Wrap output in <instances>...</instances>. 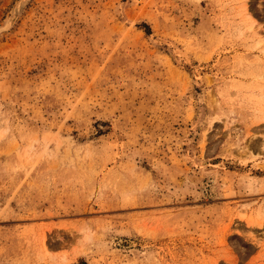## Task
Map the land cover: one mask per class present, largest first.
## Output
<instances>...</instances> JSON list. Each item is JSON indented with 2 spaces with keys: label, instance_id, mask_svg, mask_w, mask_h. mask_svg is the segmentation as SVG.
<instances>
[{
  "label": "rangeland",
  "instance_id": "obj_1",
  "mask_svg": "<svg viewBox=\"0 0 264 264\" xmlns=\"http://www.w3.org/2000/svg\"><path fill=\"white\" fill-rule=\"evenodd\" d=\"M0 264H264V0H0Z\"/></svg>",
  "mask_w": 264,
  "mask_h": 264
},
{
  "label": "bare ground",
  "instance_id": "obj_2",
  "mask_svg": "<svg viewBox=\"0 0 264 264\" xmlns=\"http://www.w3.org/2000/svg\"><path fill=\"white\" fill-rule=\"evenodd\" d=\"M245 9L247 10V8L245 7ZM261 37V36H260ZM261 39V38H260ZM261 41V40H260ZM262 45V44H261Z\"/></svg>",
  "mask_w": 264,
  "mask_h": 264
}]
</instances>
